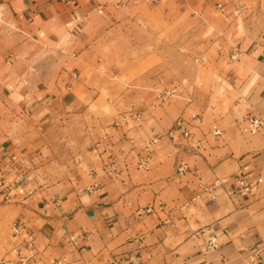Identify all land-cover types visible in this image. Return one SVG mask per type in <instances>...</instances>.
Listing matches in <instances>:
<instances>
[{
	"label": "crops",
	"instance_id": "1",
	"mask_svg": "<svg viewBox=\"0 0 264 264\" xmlns=\"http://www.w3.org/2000/svg\"><path fill=\"white\" fill-rule=\"evenodd\" d=\"M120 1L0 0V13L53 53L48 56L57 60L58 82L75 86L71 70L94 36L112 24ZM127 1L162 11L178 5L195 15L214 8L252 14L237 23L232 45L242 54L228 57L222 73L233 100L208 101L200 122L183 113L182 126L199 147L180 133L163 136L151 147L146 169L136 166L144 147L178 115L168 117L165 105L150 100L140 127L112 128L110 136L62 161L14 125L21 117L42 125L70 102L58 88L23 87L21 71L0 59V264H128L135 258L142 264H240L257 248L264 258V180L243 190L236 178L252 182L264 169V0ZM247 115L262 118L258 132L239 130L238 120ZM108 156L116 163L111 174L103 171ZM180 161L190 171L178 176ZM215 178L226 181L210 200L197 182ZM13 223L27 233L14 235ZM210 235L216 247L205 250Z\"/></svg>",
	"mask_w": 264,
	"mask_h": 264
},
{
	"label": "rangeland",
	"instance_id": "2",
	"mask_svg": "<svg viewBox=\"0 0 264 264\" xmlns=\"http://www.w3.org/2000/svg\"><path fill=\"white\" fill-rule=\"evenodd\" d=\"M117 5L112 24L94 36L71 70L75 86L58 82L57 60L48 56L53 53L0 13V59L21 71L23 87L58 88V96L70 102L61 116L42 125H32L23 117L14 125L15 131L33 138L37 148L49 147L55 159L69 161L114 129L140 127L149 100L165 105L168 117L178 114L173 125L183 119V113L205 116L208 101L233 100L222 74L231 60L227 50L236 46L232 40L240 33L237 23L240 26L252 14L214 8L195 15L179 10L178 5L162 11L127 0ZM174 86L173 95L165 101L158 99L160 91ZM129 110L139 111L142 119L115 126L116 119Z\"/></svg>",
	"mask_w": 264,
	"mask_h": 264
},
{
	"label": "built area",
	"instance_id": "3",
	"mask_svg": "<svg viewBox=\"0 0 264 264\" xmlns=\"http://www.w3.org/2000/svg\"><path fill=\"white\" fill-rule=\"evenodd\" d=\"M241 54H242L241 48L235 46L229 52V59L236 60L239 58ZM72 76L75 77V74L73 73ZM261 85L264 88V75L261 78ZM68 89H70V86H68ZM175 91H176V87L174 86L169 89L160 91L157 97L160 101H165L168 97L173 95ZM191 118L197 122L201 121V116L194 113L191 114ZM141 119L142 116L139 111L129 110L128 113L120 115L114 122V125L118 126L130 120L134 122H139ZM176 124H177L176 127L170 128L163 134L155 135L153 138H151L148 141V143L144 147L146 154L138 160L136 164L137 168L140 169L147 168L148 159L150 158V149L153 146V144H155L163 136L173 138L177 133H180L183 138L187 139L190 142L191 146L199 147L200 140L195 141L191 131L186 127L184 128L182 126L181 121H178ZM261 126H262V118L257 115H247L242 117L240 120H238V128L241 132L254 134L260 130ZM212 132L215 135H221L222 130L217 126H213ZM115 170H116V163L111 159V156H108L103 164V171L107 174H111ZM188 171H190V169L185 162L180 161L176 164L175 167L176 175L181 176ZM236 178L238 182V187L240 189L246 190L248 189L251 183L259 184L264 180V169L252 182L246 180L242 175H237ZM225 181H226L225 178H215L212 182L208 183L200 179L197 182V189L200 193L205 194L210 200H216L219 194V190L224 187ZM10 229L14 235L27 233L26 228L24 226H20L17 223H13ZM28 242L30 244L33 242V237L30 234H28ZM215 247H216V237L214 235L208 236L204 242L205 250H212ZM259 252L260 249L257 248L250 255H248L247 258L243 260L240 264H264V258L260 255ZM128 264H142V261L135 258L132 259ZM181 264H186V263L183 262Z\"/></svg>",
	"mask_w": 264,
	"mask_h": 264
}]
</instances>
